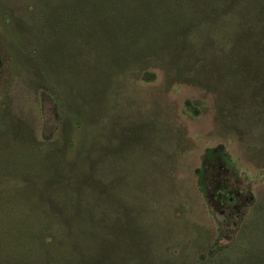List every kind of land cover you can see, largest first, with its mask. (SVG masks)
I'll return each instance as SVG.
<instances>
[{
  "label": "rangeland",
  "instance_id": "374dc122",
  "mask_svg": "<svg viewBox=\"0 0 264 264\" xmlns=\"http://www.w3.org/2000/svg\"><path fill=\"white\" fill-rule=\"evenodd\" d=\"M26 6L27 0H0V38L13 55L20 53L19 37L43 55V42L31 31L34 14L26 13ZM251 32L243 44L245 58L233 59L223 49V55L204 53L205 64L194 67L186 56L173 54L146 67L142 79L125 67L106 66L94 79H83L84 62L73 68L81 80L71 77L67 83L53 72L67 109L64 137L51 144L42 143L57 128L49 94L39 92L35 99L19 82L3 88L7 113L36 140L26 147L18 146L20 139L8 141V148L0 145V165L56 146L71 160L87 141L93 148L90 162L99 160L102 192L108 195L107 186H117L109 197L120 209L130 207L133 223L147 232L151 248L168 247L185 259L217 241L227 244L239 217L254 204H264L263 24ZM257 44L259 61L252 67ZM208 150L215 152L206 158ZM0 180V192L21 187Z\"/></svg>",
  "mask_w": 264,
  "mask_h": 264
},
{
  "label": "trees",
  "instance_id": "16d2710c",
  "mask_svg": "<svg viewBox=\"0 0 264 264\" xmlns=\"http://www.w3.org/2000/svg\"><path fill=\"white\" fill-rule=\"evenodd\" d=\"M26 13L34 14L31 31L43 42V55L18 36L20 53L13 55L0 38V90L19 82L35 99L39 92L49 94L57 110V128L42 141L49 144L64 137L67 109L53 72L67 83L71 77L81 80L73 68L84 62L83 79H94L102 66L125 67L142 79L146 67L173 54L186 56L194 67L205 64L206 52L228 49L231 58H245L248 33L264 26L260 0H27ZM259 47L253 50L252 67L258 64ZM3 101L0 94V145L18 139L20 147L35 143ZM89 144L71 160L56 146L41 156L0 165V179L21 186L0 192V264H264L262 203L248 210L225 245L217 241L185 259L168 247L151 248L130 207L120 209L109 197L117 186L108 185V195L102 192L99 160L90 162ZM214 152L208 150L205 157ZM197 174L201 185L203 172Z\"/></svg>",
  "mask_w": 264,
  "mask_h": 264
},
{
  "label": "flooded vegetation",
  "instance_id": "af4514ba",
  "mask_svg": "<svg viewBox=\"0 0 264 264\" xmlns=\"http://www.w3.org/2000/svg\"><path fill=\"white\" fill-rule=\"evenodd\" d=\"M220 197H223V198H224V195L221 194ZM220 200H221V199H220ZM221 202L224 203L225 201H224V200H221ZM233 202H234V198H233V197H229V198H227V203H228V205H232ZM225 203H226V202H225ZM227 203H226V204H227ZM247 212H248V210L246 211V213H245L244 215H242L241 217H239V222H240V220H242L241 218H243V217L246 216Z\"/></svg>",
  "mask_w": 264,
  "mask_h": 264
}]
</instances>
